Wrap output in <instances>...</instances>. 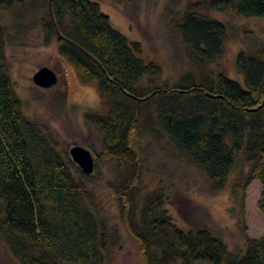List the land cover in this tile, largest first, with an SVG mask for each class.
Instances as JSON below:
<instances>
[{"label": "trees", "instance_id": "16d2710c", "mask_svg": "<svg viewBox=\"0 0 264 264\" xmlns=\"http://www.w3.org/2000/svg\"><path fill=\"white\" fill-rule=\"evenodd\" d=\"M41 1L0 0V241L13 257L19 264H113L114 258V234L86 182L91 174L25 114L10 75L7 47L40 24L45 44L57 41L108 105L105 115L88 111L85 118L102 137L96 162L116 161L112 188L142 263L264 264V235L246 236L244 250L234 252L208 228H180L165 207L164 188L142 185L132 146L143 131L164 135L214 192L244 160L248 169L235 190L244 198L248 185L260 181L257 204L264 213V44L237 53L243 83L229 78L212 66L225 51L228 27L211 14L264 17V0L188 1L173 23L189 68L175 81L141 56V43L115 29L98 3Z\"/></svg>", "mask_w": 264, "mask_h": 264}, {"label": "rangeland", "instance_id": "374dc122", "mask_svg": "<svg viewBox=\"0 0 264 264\" xmlns=\"http://www.w3.org/2000/svg\"><path fill=\"white\" fill-rule=\"evenodd\" d=\"M91 1L99 4L115 29L141 43V56L160 64L164 78L175 81L189 68L184 43L173 21L188 1L195 0ZM41 2L31 0L35 6ZM211 14L228 27L225 51L212 66L243 83L235 66L236 56L241 49L264 44V17L245 18L231 11H212ZM7 54L10 75L25 114L46 127L62 151L66 149L69 153L70 147L78 144L97 156L102 150V137L86 121L85 114L108 112L98 87L80 79L70 62L60 54L57 41L45 44L40 24H35L19 41L9 44ZM44 66L57 75V82L49 88L33 81L34 73ZM132 146L142 164V185L150 190L164 188L168 195L165 207L180 228H208L234 252L244 250L246 236L264 235V213L257 204L260 181L248 185L244 198L235 190L248 169L244 160H238L225 188L214 192L205 175L186 161L164 135L143 131ZM94 170L86 182L95 194L97 214L114 234L113 264H143L135 241L122 224L117 195L112 188L117 177L116 161L95 160ZM0 264H19L2 241Z\"/></svg>", "mask_w": 264, "mask_h": 264}, {"label": "water", "instance_id": "95a60500", "mask_svg": "<svg viewBox=\"0 0 264 264\" xmlns=\"http://www.w3.org/2000/svg\"><path fill=\"white\" fill-rule=\"evenodd\" d=\"M49 8L51 12V5ZM33 81L38 86L49 88L57 82V75L51 68L44 66L34 73ZM69 154L73 162L76 163L85 174H92L94 172L95 156L91 150L76 144L70 147Z\"/></svg>", "mask_w": 264, "mask_h": 264}]
</instances>
